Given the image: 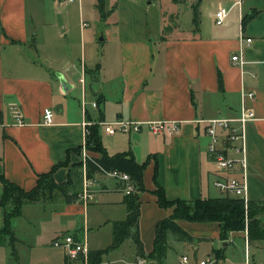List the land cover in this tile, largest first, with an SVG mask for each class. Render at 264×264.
Returning a JSON list of instances; mask_svg holds the SVG:
<instances>
[{
  "label": "crops",
  "instance_id": "0c3cea01",
  "mask_svg": "<svg viewBox=\"0 0 264 264\" xmlns=\"http://www.w3.org/2000/svg\"><path fill=\"white\" fill-rule=\"evenodd\" d=\"M218 7L229 11L223 24L215 26L213 13ZM245 39L250 42L245 44ZM233 55L243 61L240 67L230 61ZM60 79L68 90H62ZM248 92L250 99L241 98ZM82 99L96 105H87L85 116ZM242 105L253 111L254 120L244 127L241 198L264 201V0H103L101 14L96 0H0L3 176L29 191L37 175L57 165L54 183H67V196L77 197L71 203L57 198L23 205L20 216L11 221L13 247L5 237L0 244V264H70L63 251L50 244L64 234H85L89 253L110 245L113 223L126 215L122 204L126 185L108 175H95L90 197L81 196L84 161L97 156L83 149V122L119 120L136 123L139 130L108 136L98 128L99 142L109 156L128 152L136 163L146 162L137 219L144 258L136 257L132 241L126 239L101 255L99 264L137 260L155 264L146 258L155 225L172 212L157 206L155 187L162 189L166 201L223 197L213 195L212 182L220 176L241 175L216 170L206 154L203 123L195 121L233 119ZM44 109L52 113L49 125L41 124ZM13 112L22 126L15 124ZM158 122H178L179 131L152 133L148 124ZM175 223L192 241L180 242L168 234L164 264H170V255L176 264L181 256L187 257V264L205 258L228 264L227 247L236 239L243 241L240 232H234L228 236L231 243L222 246L217 223ZM249 246L245 243L244 264ZM198 251L205 257L197 261ZM218 251L221 261L215 259Z\"/></svg>",
  "mask_w": 264,
  "mask_h": 264
},
{
  "label": "trees",
  "instance_id": "16d2710c",
  "mask_svg": "<svg viewBox=\"0 0 264 264\" xmlns=\"http://www.w3.org/2000/svg\"><path fill=\"white\" fill-rule=\"evenodd\" d=\"M103 0H96V8L101 14ZM192 23L196 27V10L192 7ZM218 90H222L221 79L217 77ZM84 148L95 153L96 157L86 158L84 161L85 179H91L95 175L108 173H120L128 177L133 191H128L122 198L126 215L123 221L113 223L111 243L104 250L88 254L87 264H99V258L104 253L117 248L124 240L130 239L134 245L135 255L144 258L142 245L138 239V194L144 191L142 183V171L146 162L136 163L132 156L126 153H118L109 156L105 153L99 142L98 127H87V135L84 137ZM57 167L53 166L50 171L36 176L34 186L29 191H23L18 186L7 181L0 168V185L2 195L0 207L3 208V228L0 230V244L2 239L7 238L8 245L13 247L15 239L11 231V221L20 216L23 205L34 203H52L57 198H62L65 203H71L76 196H67L65 190L67 183L56 184L52 179V172ZM153 195L156 204L160 208H172L169 217L159 221L154 229V241L151 252L146 256L155 264H164L166 252V237L168 234L180 242H191L192 238L183 231L176 220L188 222H213L218 224V238L225 242L230 233L245 230L246 244L264 242V224L258 222L257 216L264 215V201H243L234 197L203 198L192 202L166 201L163 191L156 186ZM246 220V221H245ZM11 255L14 251L11 248ZM215 259L223 260L221 252L215 253ZM215 264V263H214Z\"/></svg>",
  "mask_w": 264,
  "mask_h": 264
},
{
  "label": "built area",
  "instance_id": "2783aa9c",
  "mask_svg": "<svg viewBox=\"0 0 264 264\" xmlns=\"http://www.w3.org/2000/svg\"><path fill=\"white\" fill-rule=\"evenodd\" d=\"M65 2H73L75 0H64ZM229 9L218 7L213 13V22L215 26L223 24ZM249 39H245L244 43L248 44ZM230 61L240 67L243 61L239 59L237 55L230 57ZM80 86L83 85V80H78ZM252 93H242L241 98H251ZM89 105L91 108H95V102L86 104L82 99L80 101V108L82 114L85 116L86 106ZM13 119L16 125L22 126L20 116L13 112ZM254 120V113L251 109L240 107L237 116L233 119L215 118L209 120H197L196 123H203V131L207 138L206 154L214 164L216 170L222 174L238 173L241 175L239 178L233 176H220L212 182V186L223 196L241 198L244 190V170H245V159L243 150L244 141V127L247 123ZM52 121V113L48 109H44L41 117L42 125H49ZM96 125L101 131L108 135L128 134L131 132H137L139 125L129 121H115L106 123L103 121L88 122L84 121V137L87 135V127ZM148 128L152 133H158L160 130L165 129L170 134L178 133L179 123L178 122H167V123H149ZM83 149L84 146H83ZM110 177L116 178L125 183V188L128 191H133L128 177L120 173H108ZM94 179H84L82 197L89 198V188L93 184ZM242 199V198H241ZM244 202L245 200L242 199ZM246 243L244 236V245ZM51 246L59 248L63 251V256L66 262L70 264H87L89 249L87 246V238L85 234L80 236L74 234H64L54 238L51 241ZM246 248H244L245 251ZM137 264H142V260H137ZM179 264H187V257L181 256L179 258ZM198 264H214V261L205 258L199 261ZM246 264V263H245Z\"/></svg>",
  "mask_w": 264,
  "mask_h": 264
},
{
  "label": "rangeland",
  "instance_id": "374dc122",
  "mask_svg": "<svg viewBox=\"0 0 264 264\" xmlns=\"http://www.w3.org/2000/svg\"><path fill=\"white\" fill-rule=\"evenodd\" d=\"M75 91L76 90H74V92ZM76 93H78V92L76 91ZM125 191H127L126 188H125ZM213 192H214L213 195H218V193H219L217 190H214ZM256 218L258 219V222L260 224H262V225L264 224V215L257 216ZM238 235L243 236V241H241L240 239H236L233 242V246H229L226 249L225 257L228 260V264H244V261H245V259H244V248L247 249V247H245V245H244V236H246L245 230L240 232V234H238ZM231 237L232 236H230V239L228 237L225 242H228V244H230L231 240H232ZM204 257L205 256L203 254V251H198L196 253L197 261L200 258L203 259ZM246 258H247L246 264H264V242L257 241V242L251 243V246L248 247V253H247ZM169 259H171L170 264H176V261H175L173 255L172 256L170 255ZM136 264H137V262H136Z\"/></svg>",
  "mask_w": 264,
  "mask_h": 264
},
{
  "label": "water",
  "instance_id": "95a60500",
  "mask_svg": "<svg viewBox=\"0 0 264 264\" xmlns=\"http://www.w3.org/2000/svg\"><path fill=\"white\" fill-rule=\"evenodd\" d=\"M60 84H61V88L63 91L68 90L69 86L62 79H60ZM224 245H225V242H222V246H224Z\"/></svg>",
  "mask_w": 264,
  "mask_h": 264
}]
</instances>
